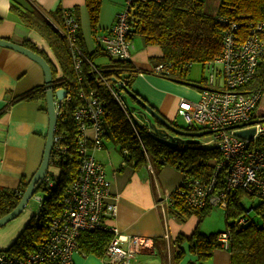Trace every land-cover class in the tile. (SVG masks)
Wrapping results in <instances>:
<instances>
[{
    "label": "trees",
    "instance_id": "16d2710c",
    "mask_svg": "<svg viewBox=\"0 0 264 264\" xmlns=\"http://www.w3.org/2000/svg\"><path fill=\"white\" fill-rule=\"evenodd\" d=\"M216 1L217 10L214 15L204 12L203 0H159L158 2L135 3L129 14L128 23L131 35L128 37L132 41L135 36H139L145 45L160 48L161 56L154 63V67L158 65L164 67V74L159 77L185 85L194 86L197 84L194 87L199 90L207 88V75L199 82H194L188 79V73L194 64L202 66L206 71V64L221 55L222 37L227 29V24L222 21L235 24L237 26L236 35L244 38L251 25L264 20V0ZM101 3L102 0H84L83 2L90 32L93 36L99 33L98 20ZM72 10L79 21L78 7L72 8ZM9 11L27 29L44 39L48 47L51 48L60 75H58L56 66L45 53L33 47L29 42L23 43L24 47L42 56L49 65L54 92L63 89L71 96V100L65 104L63 114L58 117L55 129L56 136H66L64 153L55 154L52 149L49 160V167L61 169L60 177L53 178V175L49 173L54 182L53 187L48 188L46 184L42 183L37 191L44 193L42 198L43 218L36 221L35 216L32 217L15 242L8 250H3L4 252L22 257L35 250L46 235L49 217L58 213L56 204L76 173L78 163L76 130L71 113L78 104V92L83 91L85 95L95 92V97L105 105L103 142L104 140L110 142L117 148L126 166L133 170H140L146 164L151 163L156 171L169 166L183 175L180 186L169 194L168 211L179 222H184L187 218L195 216L197 227L188 237L178 235L175 241L168 246L170 248V264H178L181 261L184 256L182 245L185 243L188 253L195 258V262L191 261L187 264H204L215 251L222 248L229 252V264H264V202L259 201L251 206L253 216L248 215L249 222L236 228L233 222L244 214L242 200L248 196L242 192H235L230 197L228 210L224 212L225 231H229L226 248L218 240V235L221 232L205 234L199 231L198 225L208 215L211 208L205 207L199 210L190 208L185 202L184 192L189 182L207 183L209 181L220 160V154L216 148L205 147L190 136L176 135L165 128L162 123L151 119L156 129L164 130L173 139L161 137L150 130L146 123L143 125L124 113L106 84L122 81L125 83L124 90L126 92H131L139 97L131 91V82L137 76V71L130 60L114 59L103 66H94L85 60L81 64L82 80L78 84L73 70L70 48L61 33L62 9L54 13L43 14L37 10L28 11L11 4ZM77 44L83 57L90 61L92 56L86 54L80 32ZM95 53H100V50L95 48ZM245 89H258L264 94L263 62H260L254 77ZM20 99L45 103L43 86L33 88ZM126 102L137 105L136 101L129 96ZM259 103L252 116L262 121L264 115L257 113ZM43 109L46 110L44 107ZM152 109L154 110V108ZM154 111L158 114L156 110ZM170 125L186 133L200 131V128L194 126L178 127L171 121ZM223 175L220 174L219 179ZM26 185L27 183L21 182L15 190H0V218L16 207ZM110 238L111 234L106 231L83 232L78 239L79 252L83 256L92 255L100 258ZM161 242L157 241L158 244ZM157 243L155 242L154 251L159 254L160 247L163 248L164 243L160 245Z\"/></svg>",
    "mask_w": 264,
    "mask_h": 264
},
{
    "label": "built area",
    "instance_id": "2783aa9c",
    "mask_svg": "<svg viewBox=\"0 0 264 264\" xmlns=\"http://www.w3.org/2000/svg\"><path fill=\"white\" fill-rule=\"evenodd\" d=\"M158 1L125 0V10L116 14L108 32L96 37L100 52L114 59L130 60L133 45L128 37L131 35L128 19L132 5ZM222 22L227 24L222 37V53L205 66L207 88L199 90L196 102L181 100L176 115L185 125L200 128L199 132L206 131L201 144L216 148L220 154L215 172L207 183H187L184 192L187 206L198 210L210 207L226 212L229 199L235 192L264 202V121L252 116L263 94L258 89H245L260 62L264 63V20L251 25L244 38L236 35L235 24ZM79 28L74 11L62 9L61 33L70 48L78 84L82 80L81 64L85 61L77 44ZM151 72L160 76L164 74V67L158 65ZM106 85L124 113L144 125L134 112H130L125 83L118 81ZM123 96H127L125 100ZM70 100L68 93L61 100L54 98L57 119ZM104 115L105 105L95 97V92L88 95L78 92V104L71 113L78 155L75 176L56 204L58 213L49 217L43 241L22 257L0 250V264H73L72 256L79 253L78 239L83 232L106 231L111 234L99 258L102 264H131L137 255L152 249L150 239L123 235L110 224L116 216V206L107 201L110 184L103 165L95 156V152L103 146ZM234 126L237 128L231 129ZM250 129L254 130L250 139L235 135L237 130ZM65 138V135L56 136L54 132L52 149L55 154L64 153ZM220 174H224L222 180L219 179ZM53 183L47 172L43 184L52 188ZM35 194L32 198L39 207L34 219L39 221L43 218V199ZM249 211L251 208L234 220L236 228L249 222ZM228 238V230L218 235L224 248L228 246Z\"/></svg>",
    "mask_w": 264,
    "mask_h": 264
},
{
    "label": "crops",
    "instance_id": "0c3cea01",
    "mask_svg": "<svg viewBox=\"0 0 264 264\" xmlns=\"http://www.w3.org/2000/svg\"><path fill=\"white\" fill-rule=\"evenodd\" d=\"M83 2L84 0H0V38L21 46L24 42H29L45 53L60 75L51 48L44 39L27 29L10 13L9 6L14 4L43 14L78 7L79 32L86 54L92 56L94 66L109 64L114 58L102 52L95 53V48H98L96 37L108 32L125 0H102L99 33L95 37L90 32ZM132 45L130 62L137 71V76L131 82V91L148 106L171 121L176 116L181 100H198L199 89L193 92L186 89L185 84L167 80L151 72L155 61L161 56L159 47L145 45L139 36L133 38ZM97 56L104 57L106 61L95 64L92 58ZM188 79L191 80L189 76ZM43 83V72L37 63L20 53L0 47V190H15L21 182L28 183L40 165L48 127V116L43 109L45 103L20 98L33 88L42 87ZM173 84L177 85L176 88L167 89ZM95 156L103 165L110 184L107 201L116 206V216L110 224L116 226L123 235L148 238L153 243L152 249L137 255L131 264H170L168 246L178 235L188 237L197 227L195 216L179 222L168 211L167 195L180 186L183 175L169 166L156 171L151 163L140 170H133L124 164L117 148L105 140ZM198 229L201 232L199 225ZM225 230L226 223L223 231ZM202 233L207 234L205 231ZM158 240L162 242L158 244ZM155 242L158 245L164 243V247H160V255L154 251ZM182 249L184 256L178 264L195 262V258L187 252L186 243L182 245ZM72 260L73 264H102L99 258L92 255L74 254ZM204 264H229V252L219 249Z\"/></svg>",
    "mask_w": 264,
    "mask_h": 264
},
{
    "label": "water",
    "instance_id": "95a60500",
    "mask_svg": "<svg viewBox=\"0 0 264 264\" xmlns=\"http://www.w3.org/2000/svg\"><path fill=\"white\" fill-rule=\"evenodd\" d=\"M0 47L20 53L40 66L43 72V76H44L43 90L45 92V108H46V113L48 116V127H47L44 150H43L40 165L37 168L36 172L33 174V176L30 178L29 182L27 183L16 207L10 213L0 218V227H2L9 221L19 216V214L23 211V209L25 208L27 203L31 200L33 195L38 191V189L40 188L41 184L43 183L47 175L48 168H49V160H50L51 150H52V145H53V136H54L56 123H57V116H58V111L54 109L53 100L54 98L57 100L63 99L65 95L67 94V91L63 89H59L54 92L52 73H51L49 65L42 58V56L34 53L33 51L21 45L15 44L13 42H10L2 38H0ZM126 95L133 98L137 103V106H130L129 108L130 111L134 112L144 123L148 125L150 130H152L155 134H159L161 137H168L170 139H173V137L170 136L164 130L159 131L158 129H156L155 124H153L151 119H155L158 122L162 123L165 126V128H167L168 130H170L172 133L176 135H184V136H190L193 138L194 137L197 138V137L204 136L207 133L206 131L186 133L178 129H175L170 125V121L163 119L161 115L157 114L150 106H148L144 102V100L140 99L139 97H136L131 92H126ZM127 96H123V100H125ZM236 128L237 127L234 126L231 129H236ZM253 133H254L253 129L244 130V131H241V130L235 131V135L242 139H250ZM174 139H177V137L176 138L174 137ZM230 224L232 225V223Z\"/></svg>",
    "mask_w": 264,
    "mask_h": 264
},
{
    "label": "rangeland",
    "instance_id": "374dc122",
    "mask_svg": "<svg viewBox=\"0 0 264 264\" xmlns=\"http://www.w3.org/2000/svg\"><path fill=\"white\" fill-rule=\"evenodd\" d=\"M203 1H204V12L210 13V15H214L217 10L216 9L217 1L216 0H203ZM120 10H122V12L125 10L124 2ZM136 43L137 42H135V44ZM92 60L95 64L104 63L106 61L104 57H98V56L97 58L93 57ZM206 75H207L206 71L203 70L201 66H199L198 64L192 65L188 73L189 78L192 81H196V82H199L201 78H204ZM138 76L144 77L148 75H144V76L138 75ZM149 76H152V75H149ZM176 86H177L176 84H173V86H170L167 89H174L176 88ZM184 86H186V89H189L193 92H196L197 90V88L194 87V86H197V84H194V86L192 85H184ZM129 106H137V105L129 103ZM257 113L259 115H264V94H263L261 102L258 105ZM133 120L137 121V119H135L134 117H133ZM171 122H174L178 127H181V128L185 126L184 121L177 115L173 117ZM48 172L53 175V178H58L60 177L61 169L50 166L48 168ZM37 195L41 196L42 198L44 197L43 192H37L35 196ZM258 202L259 200L255 197H253L252 199L245 197L242 200V205L245 211H248L251 206L255 205ZM38 207H39V204L32 198L27 203V205L25 206V208L19 214L18 217L9 221L4 226L0 227V250H8L10 248V246L15 242L18 236L22 233V231L24 230L26 225L29 223V221H31L32 217H34L37 214ZM248 213L250 217L253 216L252 211H249ZM199 227H200L201 232L205 231L207 234L215 233L217 231H223L225 227L224 212L220 209L212 208L209 211L208 215L204 217V219L201 221V223L199 224ZM78 254L80 256H83L80 252Z\"/></svg>",
    "mask_w": 264,
    "mask_h": 264
},
{
    "label": "bare ground",
    "instance_id": "6f19581e",
    "mask_svg": "<svg viewBox=\"0 0 264 264\" xmlns=\"http://www.w3.org/2000/svg\"><path fill=\"white\" fill-rule=\"evenodd\" d=\"M104 55H106V56H108L107 54H105V53H103ZM110 57V56H109ZM112 58V57H111ZM85 60L89 63V64H91L92 62H91V60L90 61H88L86 58H85ZM56 129V128H55ZM197 141H199L200 143H201V141L204 139V137L203 136H201V137H194Z\"/></svg>",
    "mask_w": 264,
    "mask_h": 264
}]
</instances>
